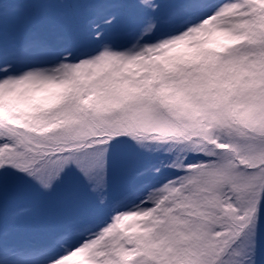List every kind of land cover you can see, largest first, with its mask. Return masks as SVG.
<instances>
[{"label":"snow or ice","instance_id":"6c2138e0","mask_svg":"<svg viewBox=\"0 0 264 264\" xmlns=\"http://www.w3.org/2000/svg\"><path fill=\"white\" fill-rule=\"evenodd\" d=\"M0 264H264V0H0Z\"/></svg>","mask_w":264,"mask_h":264}]
</instances>
